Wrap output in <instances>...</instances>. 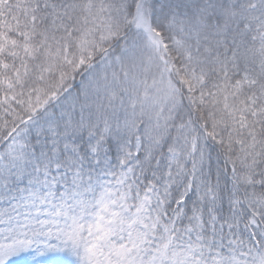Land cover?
Wrapping results in <instances>:
<instances>
[{"label":"snow or ice","instance_id":"1","mask_svg":"<svg viewBox=\"0 0 264 264\" xmlns=\"http://www.w3.org/2000/svg\"><path fill=\"white\" fill-rule=\"evenodd\" d=\"M0 264H264V0H0Z\"/></svg>","mask_w":264,"mask_h":264}]
</instances>
